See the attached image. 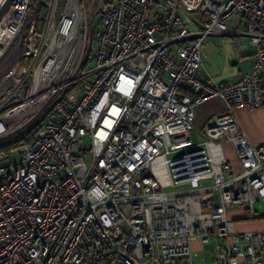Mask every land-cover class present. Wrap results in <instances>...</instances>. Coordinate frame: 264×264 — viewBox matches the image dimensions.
I'll return each instance as SVG.
<instances>
[{
  "label": "built area",
  "instance_id": "1",
  "mask_svg": "<svg viewBox=\"0 0 264 264\" xmlns=\"http://www.w3.org/2000/svg\"><path fill=\"white\" fill-rule=\"evenodd\" d=\"M232 16L254 57L218 83L197 73L201 45ZM211 99L224 109L194 142ZM261 106L264 0H10L0 143L37 129L16 163L1 154L0 264H199L195 239L210 264H264V229L228 216L264 200V142L233 114Z\"/></svg>",
  "mask_w": 264,
  "mask_h": 264
},
{
  "label": "crops",
  "instance_id": "2",
  "mask_svg": "<svg viewBox=\"0 0 264 264\" xmlns=\"http://www.w3.org/2000/svg\"><path fill=\"white\" fill-rule=\"evenodd\" d=\"M207 40L208 42H206ZM202 45H204L201 51L202 63L197 73L214 82L235 80L241 72L249 70L253 61L254 47L243 32L227 29L225 32H212L203 40ZM233 114L252 145L264 142V106L255 109H234ZM224 147L227 157L237 168L232 147L229 144H225ZM261 201L262 207L260 209L253 208L255 216L252 218L248 217L245 209L240 206L228 211V216L234 220L236 230L255 231L264 229V200ZM192 247L195 248L193 250L194 256L202 244L198 239H195Z\"/></svg>",
  "mask_w": 264,
  "mask_h": 264
},
{
  "label": "rangeland",
  "instance_id": "3",
  "mask_svg": "<svg viewBox=\"0 0 264 264\" xmlns=\"http://www.w3.org/2000/svg\"><path fill=\"white\" fill-rule=\"evenodd\" d=\"M226 27H227V30H230V31H236L240 33L243 32V26L240 22L237 21L236 16H232L229 19V22L227 23ZM206 42H208V40ZM203 48H204V45L201 46V51L203 50ZM223 107H224L223 103L217 99H211V100L205 101L203 103L198 104L195 107V121L193 123L192 130L189 133V137L194 142L201 140L204 127L206 126L207 123H209L212 120L215 113L224 109ZM242 109H250V108H242ZM84 140L85 142L88 141L87 138H85ZM18 148L19 147H16L11 150L10 159L13 163H16L18 161V155H17ZM73 152L75 154H80L77 146L73 147ZM1 157L2 156L0 155V159ZM261 204H262L261 200L256 201L254 203V207L260 209V207H262ZM213 247H214L213 241L202 244V247L199 248L198 251H196V254L194 255V260L199 264H210V260L212 256L211 251Z\"/></svg>",
  "mask_w": 264,
  "mask_h": 264
},
{
  "label": "trees",
  "instance_id": "4",
  "mask_svg": "<svg viewBox=\"0 0 264 264\" xmlns=\"http://www.w3.org/2000/svg\"><path fill=\"white\" fill-rule=\"evenodd\" d=\"M36 129L37 127H33L5 142L0 143V155L3 153H10L12 149L19 147L22 143L31 140Z\"/></svg>",
  "mask_w": 264,
  "mask_h": 264
},
{
  "label": "water",
  "instance_id": "5",
  "mask_svg": "<svg viewBox=\"0 0 264 264\" xmlns=\"http://www.w3.org/2000/svg\"><path fill=\"white\" fill-rule=\"evenodd\" d=\"M9 1H10V0H7V1L2 5V7L0 8V19L2 18L3 14L5 13V11H6L7 7H8Z\"/></svg>",
  "mask_w": 264,
  "mask_h": 264
}]
</instances>
